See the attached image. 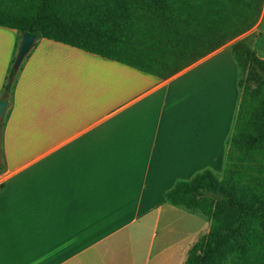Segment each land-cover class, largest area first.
I'll use <instances>...</instances> for the list:
<instances>
[{"label": "crops", "instance_id": "obj_1", "mask_svg": "<svg viewBox=\"0 0 264 264\" xmlns=\"http://www.w3.org/2000/svg\"><path fill=\"white\" fill-rule=\"evenodd\" d=\"M18 39L0 25V264H183L207 221L164 192L220 161L230 49L160 79L38 37L4 90Z\"/></svg>", "mask_w": 264, "mask_h": 264}, {"label": "trees", "instance_id": "obj_2", "mask_svg": "<svg viewBox=\"0 0 264 264\" xmlns=\"http://www.w3.org/2000/svg\"><path fill=\"white\" fill-rule=\"evenodd\" d=\"M263 0H0V25L165 79L257 21ZM230 55L238 102L219 176L204 168L165 200L208 221L183 264H264V59L242 39ZM9 61L2 84L14 82Z\"/></svg>", "mask_w": 264, "mask_h": 264}, {"label": "rangeland", "instance_id": "obj_3", "mask_svg": "<svg viewBox=\"0 0 264 264\" xmlns=\"http://www.w3.org/2000/svg\"><path fill=\"white\" fill-rule=\"evenodd\" d=\"M242 39L244 42H246L249 47L254 51V53L256 54V56L264 59V0L262 3V8L259 14V17L257 19V21L255 22V24L248 29L247 31H245L244 33H242L241 35L237 36L236 38L226 42L224 44L225 47H230V45L236 41ZM18 43V41H17ZM17 43L15 44V51H16V47H17ZM15 55V53H14ZM226 59L228 60V66L230 63H232V59L229 53H227L226 55ZM18 68V67H17ZM16 68V70H17ZM238 76H240L241 74L238 73ZM226 147L227 145L225 144L223 152H220V161L215 165L216 168L214 169H210L215 175L219 176L221 174L222 168L224 166L225 163V151H226ZM205 220L207 221V219L205 218ZM207 227H208V221H207ZM206 227V230H207Z\"/></svg>", "mask_w": 264, "mask_h": 264}, {"label": "water", "instance_id": "obj_4", "mask_svg": "<svg viewBox=\"0 0 264 264\" xmlns=\"http://www.w3.org/2000/svg\"><path fill=\"white\" fill-rule=\"evenodd\" d=\"M37 38H38V36L33 34V33L25 32V31L19 32V39H18L14 59H13L12 64H11L13 69H16L19 66L22 58L29 51L33 42ZM8 104L9 103L6 100L0 98V119H1V117L4 113V110Z\"/></svg>", "mask_w": 264, "mask_h": 264}]
</instances>
